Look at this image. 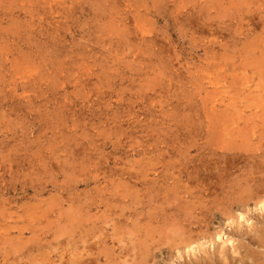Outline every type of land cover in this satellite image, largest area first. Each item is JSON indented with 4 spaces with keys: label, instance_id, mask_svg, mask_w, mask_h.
I'll use <instances>...</instances> for the list:
<instances>
[{
    "label": "rangeland",
    "instance_id": "1",
    "mask_svg": "<svg viewBox=\"0 0 264 264\" xmlns=\"http://www.w3.org/2000/svg\"><path fill=\"white\" fill-rule=\"evenodd\" d=\"M263 151L264 0H0V264H264Z\"/></svg>",
    "mask_w": 264,
    "mask_h": 264
},
{
    "label": "bare ground",
    "instance_id": "2",
    "mask_svg": "<svg viewBox=\"0 0 264 264\" xmlns=\"http://www.w3.org/2000/svg\"><path fill=\"white\" fill-rule=\"evenodd\" d=\"M256 17V16H255ZM216 96V95H215ZM217 97V96H216ZM264 152V151H263ZM254 169V168H253ZM262 169V168H261ZM249 180V179H248ZM248 182V181H247ZM253 189V188H252ZM216 196V195H215ZM234 201V200H233ZM219 207V206H218ZM191 210V209H190ZM182 214V213H181ZM188 214V213H187ZM186 215V214H185ZM167 217V216H166ZM188 220V219H187ZM179 225H181V224H179ZM190 225V224H189ZM90 226V225H89ZM185 226V225H184ZM183 226V227H184ZM186 227V226H185ZM184 230V229H183ZM88 232V231H87ZM204 232V231H203ZM112 233V232H111ZM90 234V233H89ZM92 234V233H91ZM104 234V233H103ZM178 235V234H177ZM202 236V235H201ZM89 238V237H88ZM84 239V238H83ZM102 239V238H101ZM94 243H95V241H94ZM186 243V242H185ZM194 243V242H193ZM89 244V243H88ZM100 244V243H99ZM191 245V244H190ZM99 246V245H98ZM128 246V245H127ZM187 246V245H186ZM99 248V247H98ZM95 253H96V251H95ZM94 253V254H95ZM88 255V254H87ZM83 256V255H82ZM92 259V258H91ZM107 260V259H106ZM71 262H73V261H71ZM109 262V261H108ZM73 264V263H72Z\"/></svg>",
    "mask_w": 264,
    "mask_h": 264
}]
</instances>
